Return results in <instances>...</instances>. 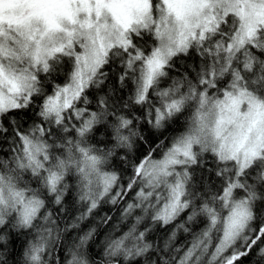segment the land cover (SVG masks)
Listing matches in <instances>:
<instances>
[{"label":"snow or ice","instance_id":"snow-or-ice-1","mask_svg":"<svg viewBox=\"0 0 264 264\" xmlns=\"http://www.w3.org/2000/svg\"><path fill=\"white\" fill-rule=\"evenodd\" d=\"M0 264H264V0H0Z\"/></svg>","mask_w":264,"mask_h":264},{"label":"trees","instance_id":"trees-1","mask_svg":"<svg viewBox=\"0 0 264 264\" xmlns=\"http://www.w3.org/2000/svg\"><path fill=\"white\" fill-rule=\"evenodd\" d=\"M146 150H147V148L145 146L143 151L146 152ZM129 174H130V170H129ZM124 180H125V183H126V180H127L126 176H125ZM110 208H111L110 205L103 206V211L101 212V215H103L105 212H107V214L112 215L113 216V220L116 221V217L118 216V212L115 209H112L111 211H109ZM116 223H119V221H116ZM109 227H111V225H109ZM120 228H121V230H126L123 225H120ZM190 238H191L190 236L186 237L184 234L181 233L177 237L176 244L177 245H180V244H185L186 245L187 241L190 240ZM162 242H163V239L161 240V243ZM16 247H17V249H19V245H17Z\"/></svg>","mask_w":264,"mask_h":264}]
</instances>
